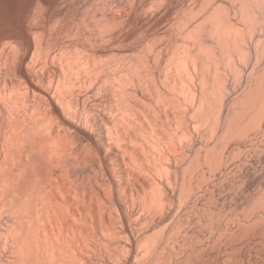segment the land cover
<instances>
[{
    "label": "bare ground",
    "instance_id": "6f19581e",
    "mask_svg": "<svg viewBox=\"0 0 264 264\" xmlns=\"http://www.w3.org/2000/svg\"><path fill=\"white\" fill-rule=\"evenodd\" d=\"M32 1L0 32V264H264V0L211 44L197 0Z\"/></svg>",
    "mask_w": 264,
    "mask_h": 264
},
{
    "label": "rangeland",
    "instance_id": "374dc122",
    "mask_svg": "<svg viewBox=\"0 0 264 264\" xmlns=\"http://www.w3.org/2000/svg\"><path fill=\"white\" fill-rule=\"evenodd\" d=\"M204 1L205 2H203L202 0H197V6H196V11H195L193 26L197 25L200 22H203L202 26L200 25L201 27H199V28L201 29L200 31L202 33V37L205 40V43H208V44L212 43V40H211L212 38H210V36L207 35V32L209 33V30L207 28H210L209 24H211L210 22H212L214 20L213 18L217 19L219 17H227V19H229L232 24H234L239 29H242V31H246L250 28V26H248L250 24V22L247 21L246 19H244L243 17H241L240 12L238 11L240 0H204ZM2 2H3V0H2ZM2 2L0 0V32L8 31L15 26L13 29H15V28L17 30L19 29L20 30V31L18 30L19 32L24 33L28 30L30 23H42L43 20L47 21L48 19L52 18V17L49 18V16L52 15L51 13H53L52 10L49 11L51 8L50 9L48 8L49 9L48 11H47V9L46 10L44 9L45 11L42 10L43 13L45 12L44 14H42L41 10H39L40 12L38 11L39 14L38 13L33 14L32 9H31V5H30V4H32L30 2H33L32 0H20V4H19L20 7L18 6L19 10L17 9V11H11V9L9 10V8H7ZM4 8H6V9H4ZM47 14H49V16ZM39 15H41V16H39ZM207 17H208V19H207ZM38 20H39V22H38ZM244 20L246 22H244ZM18 24H19V26H18ZM188 28H190V27H188ZM204 29L206 30V32ZM181 42L185 45H188V42L186 41L185 37L181 38ZM252 242L257 244V240L252 239L251 241L247 242V243H250V245L248 244L249 246L248 245L244 246L245 249H243V250H245V251H243V252H244L245 256L248 255L247 257H252V259H256V257H257L256 255H258L257 251H255L257 245L254 246L255 244H253ZM251 244H253V245H251Z\"/></svg>",
    "mask_w": 264,
    "mask_h": 264
}]
</instances>
